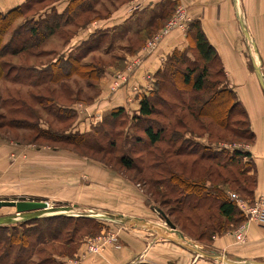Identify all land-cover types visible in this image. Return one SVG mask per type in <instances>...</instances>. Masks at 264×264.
Segmentation results:
<instances>
[{"label":"rangeland","instance_id":"rangeland-1","mask_svg":"<svg viewBox=\"0 0 264 264\" xmlns=\"http://www.w3.org/2000/svg\"><path fill=\"white\" fill-rule=\"evenodd\" d=\"M31 1L2 36L0 45L8 43L13 28L24 21V25L30 23L25 20L27 16L39 13L44 6L56 0ZM240 1L242 7L240 9L249 21L252 35L249 41L245 38L238 19L234 17L233 11L236 10L233 6L229 8L231 15L228 18L224 14L227 13V7L219 8V17L217 16L218 8L212 9L210 19L213 21L207 26L222 32L224 37L230 40V48L240 54L242 64L248 74L247 81H249V84L247 82V86L246 84L244 86L248 89L245 94L254 97V71L250 61V51L251 49L254 51V22H252L254 0ZM92 2L91 10L80 14L81 16L75 20V23L79 22L78 26L90 19L92 21L107 17V15L111 16L117 10L119 1L92 0ZM169 9V15L162 18L158 26L147 29L140 35L130 33V38L119 39L115 31L109 32L108 37H103L102 42L83 59L87 64L82 68V73L91 71L94 77H87L88 75L80 77L72 74L64 78L63 76L56 77L53 82L49 81L50 78H46V82H43L41 80V75L44 73L42 70L31 72L26 69L27 65H39L41 68L40 65L54 60L56 55L44 51V48L53 49L52 52L60 49L66 37L73 34L76 29L77 24L73 23L61 28V32L56 37L45 40L36 48L13 55L6 51L0 57L2 69V75H0V199L45 200L53 207L77 204L79 209L132 215L163 225L166 230L171 229L156 209L159 208L175 225L174 230L170 231L181 235L193 245L206 248L209 252H218L215 244H217L218 237L224 234H231L234 240L242 246L247 244L248 226L260 218L259 214L258 218L254 219V203L258 200L262 208L264 206L263 197L254 194L257 179L256 173L253 179L255 164L250 151L254 137L252 142H245L241 138L218 140L222 137H220L221 131L217 126L207 122L211 125L210 128H203L204 120L193 118L190 115L192 109L196 110L197 103L195 102L193 107L190 106L191 96L201 95L202 98L204 91L193 92L189 85L179 84V93L176 92L181 95L179 97L172 87L167 91L165 88L168 83L163 81V86L155 84L149 93V98L155 103L157 109H163V100L169 104H178L175 107V119L182 116L185 124L183 128L173 125L175 128H180L187 137L192 138L198 144V153L190 156L175 155L173 151H170L171 148L168 149L169 147L162 141L149 145L143 133L146 119L137 113L122 116L114 122L107 118H103V121L101 113L100 118L97 116L96 119L94 117L90 120L88 127L79 122L81 114L84 113L82 109L93 102V98L100 90L102 73L95 78L96 70H93L95 67H110L109 70L113 75L127 73L130 67L136 70L148 55L155 52L157 46L167 35L178 30L185 32L187 27H191L189 23L195 18L188 7L174 4L169 6ZM154 11L153 13L150 11L148 15L157 16L159 10L154 9ZM176 11L179 13L176 14ZM203 11L204 9L200 10L198 14H202ZM180 14L184 19L185 28L175 26L169 29L159 38L156 46L148 48V44L152 43L151 41L160 29L174 15ZM214 16H216L215 19ZM128 24L132 25L131 28L133 26L135 28L141 25V21L135 16L126 25ZM199 25L201 27L200 21ZM100 31L106 30L97 31L96 36L84 44H91L97 36L101 35ZM20 32L24 33V30ZM110 37L112 46L109 42ZM128 41L130 47L138 49L130 56H127L126 49L124 51V45ZM186 54L187 63H193V60L197 59L200 65L199 70L203 65L207 68L209 73L207 78L210 83L221 86V88L226 86L234 91L235 98L240 104L238 108L241 107V110H244L249 130L252 131L250 117L254 115V104L251 106L240 99L242 95L238 93L237 86L230 81L219 54L217 59L205 63L198 58L193 40H190ZM121 56H127L128 60L124 69L118 68L122 61ZM14 63L18 66H13ZM166 66L162 65V72L168 73L173 78H179V72H166ZM48 68L49 65L45 70ZM113 75L112 80L110 78L111 87L120 88L121 86L114 87ZM181 98L190 103L182 104ZM70 106L77 107L78 113L68 109ZM165 115L167 117L154 113L149 117L166 124L171 113L165 112ZM240 117L242 118L241 114ZM130 135L136 138L131 139ZM207 144H212L211 148L214 150L231 151L238 148L249 151L253 166L247 169L249 158L243 157L244 165L241 167L246 166L247 170H244L241 176L239 174L235 176L236 169L240 166L222 168L214 164L212 168L219 169L210 177L206 174L207 169L205 170L206 163L210 162L197 158L200 152L206 151ZM122 156L131 159V166L123 164ZM193 160L196 163L191 166ZM203 175H205L204 178L201 177ZM226 175L227 178L224 179ZM168 179L183 180L185 185H190L186 181L204 182L206 187L211 188L205 192L207 199L201 204H194L195 200H190V203L186 204V201L185 203L180 202L184 194L182 187L173 184L174 188H171ZM221 189L225 190L227 197L235 203L238 210L230 219L220 215L217 209ZM15 212L14 206L0 207V216ZM73 214L54 213L27 220L18 219L0 226H6L8 229L14 227L17 235L21 236L29 232L25 230L26 228L36 225L35 228H37L33 232H51L57 237L50 238L47 234H43L39 239L36 234L30 233L31 241H34L38 247L30 253L27 264H82L78 256L80 252L100 254L106 243L119 247L121 235L128 230L138 234L144 233L147 239L157 242H165L168 239L163 234L143 226L121 223L98 216H84L88 217V220H84L83 216ZM52 215L56 216L49 217ZM173 244L184 247L175 241ZM195 254L201 259L227 264ZM258 257L262 260L260 256ZM252 259L254 257L246 256L242 260Z\"/></svg>","mask_w":264,"mask_h":264},{"label":"crops","instance_id":"crops-1","mask_svg":"<svg viewBox=\"0 0 264 264\" xmlns=\"http://www.w3.org/2000/svg\"><path fill=\"white\" fill-rule=\"evenodd\" d=\"M27 0H0V12H6L7 10L24 4ZM70 0H56L50 2L44 6V9L39 13L34 14L28 18L32 20H38L43 18L45 14H48L52 10L60 13L68 5ZM115 1V0H113ZM117 10L111 15L99 19L92 20L86 23L84 26L75 29L73 34L66 37L60 49H56V52H52L53 49L44 48L46 52L55 54L58 57H67V55L81 47L83 43L89 41L90 38L94 37L96 32L99 30H106L104 37H108L109 32L119 31L125 29L121 36H117L119 39L130 38V33L140 35L147 29H152V17L148 15L150 11L155 12L154 9L160 10L166 2L171 1L176 5L182 4L188 7L193 16L194 20L200 21L201 28L205 33L209 42L216 49L217 53L222 59L227 74H229L230 81L237 86L238 93L242 95L240 98L243 102L249 105L254 104V115L250 117L251 127L254 133V141L250 147V151L254 158V167L256 173L257 184L254 191L255 195L262 196L264 199V94L258 83L257 77L254 73V97L248 96L247 87H244L247 81L246 68L242 64L240 54L230 48V40L224 37L223 33L215 31L213 28H208V23L213 21L212 9H217V16L219 17V8H226L227 13H224L226 18L231 15L229 8H235L233 11L234 17L239 14L246 23L247 29L249 26L248 19L244 13L237 11L236 4L240 5V0H118ZM251 1V0H249ZM204 9L202 14H198L200 10ZM148 10V11H147ZM152 15V14H151ZM135 16L141 21V25L138 27L131 24L126 25ZM196 16V17H195ZM224 16V15H223ZM143 18L142 20L140 18ZM254 53L255 59L260 66L264 78V0H254ZM216 16H214V19ZM239 22V20H238ZM66 26V25H65ZM64 26V27H65ZM189 26V25H188ZM133 29L132 31H130ZM189 27L184 31H174L167 35L157 46L154 53H151L144 59L142 64L135 70L130 72L127 82L124 83L120 88L113 89L110 85V78L112 80V72L109 70L110 67H104L102 73L99 92L93 98V102L86 105L83 110V114L80 116V124L83 126H89L90 120L94 117L95 119L100 118L102 115L108 112L114 107H123L125 112L129 115L136 113L139 107L140 96L151 90L156 80V73L161 69L165 63L167 57L173 51H187L190 46L191 35L188 33ZM61 30L51 34L47 37V41L51 38L56 37ZM248 33L251 39L250 28ZM110 45L112 46L111 37L109 39ZM130 41V40H129ZM129 41L124 45V51L130 54H135L138 49L130 47ZM109 45V46H110ZM97 45H88L85 56L92 52ZM54 51V50H53ZM13 55V53H10ZM251 55V54H250ZM84 56V59H85ZM127 56H121L122 61L118 68L124 69L128 60ZM54 59V60H55ZM251 61V58H250ZM18 64H13V66ZM49 63L40 65L41 68L34 65H27V70H42L44 71ZM22 66V65H20ZM50 68V67H49ZM48 68V69H49ZM127 69V68H126ZM128 70V69H127ZM114 77V75H113ZM136 87V90L133 87ZM247 86V84H246ZM251 90V86H249ZM242 93V94H241ZM78 113L77 107H69ZM88 114V115H85ZM84 116V117H83ZM83 118V119H82ZM77 205V204H76ZM125 215V214H124ZM132 216V215H131ZM135 231L128 230L123 233L122 238L119 240L120 246L116 247L113 244L106 243L100 254H87L83 251L79 253V258L82 264H139V263H150V264H218L217 261H210L209 259H201L196 257L197 255L191 249L186 247H179L174 245L172 240L166 239L165 242H157L155 240H149L146 238L144 233H134ZM137 236V237H136ZM248 240L246 245H241L234 240L231 234H224L218 237L217 244H215L216 251L223 253L228 259L234 261H264V206L260 212V218L251 222L248 226L247 237ZM176 243V242H175ZM84 253V254H83ZM194 253V255L192 254ZM254 257L252 260H242L244 257ZM258 256L262 258L259 260Z\"/></svg>","mask_w":264,"mask_h":264},{"label":"trees","instance_id":"trees-1","mask_svg":"<svg viewBox=\"0 0 264 264\" xmlns=\"http://www.w3.org/2000/svg\"><path fill=\"white\" fill-rule=\"evenodd\" d=\"M29 2L31 3L32 1L27 0L20 6L11 8L6 12H0V42L2 40V36L13 25L19 13L22 12L23 8L26 7ZM92 4V0H70L67 7L60 13L52 10L48 14H45L43 18L41 17L38 20H32L28 18L32 15L27 16V19L25 20L30 21V23L24 25V21L16 28H13L10 32L8 43L0 45V57L5 54L6 51H8L9 53L17 54L20 52L28 51L31 48H36L40 44H42L47 39V37L61 30V28H63L65 25L73 23L77 24V26L75 25L76 28L84 26L91 19L87 20L83 25L79 26V22L75 23V20H77L81 16L80 14H84L91 10ZM171 5H174V3L171 1L166 2L165 5L163 4L157 16L154 15L152 17V27L158 26L159 21L162 18L167 17V14L170 13L169 6ZM189 25L191 27L189 28L188 33L189 35H191L198 58L203 60L205 63H209L210 61L217 59L218 53L207 39L205 33L199 25V21L191 20ZM22 29L24 30V33L20 32ZM124 30L125 29L116 31V35L121 36ZM104 32H102L100 36H97L89 45L100 44L105 35ZM7 46L9 48H7ZM86 47H88V45H85L83 43L81 47L70 52L67 57H58L57 59L52 60L49 63L50 68L43 71L44 73L41 75V80L43 82H46V78H50L49 81L53 82L56 80V77L63 76L64 78L72 74L79 75L80 77L85 75H88L87 77H94L92 76L93 73H91V71H89L90 73H82L81 71L82 68H84L87 64V62L83 60L85 56L84 54L87 51ZM187 58L188 57L186 51H173L167 57L164 63V67L168 64L166 66V72H179V78H173L171 75H168V73H164V71L162 72V69H159L156 73V80L154 82V85H161L163 81H165L166 83H168V85L166 86L167 88L165 89L169 91L172 87L173 89H175V94L179 93V84L189 85L190 89L193 92L204 91L205 94H203L202 98L200 97L201 95L191 96L192 104L190 107H193V104L196 102L197 108L196 110L192 109L190 115L193 116V118L197 117L201 120H204V124H202L203 128H210L211 125L209 123L217 126V128H219V130L221 131L220 137H222L218 140H227L228 138H241L245 142H252L254 133L249 130V126L247 124L248 120L246 118L244 110H241V107L238 108L240 104L239 101L235 98L234 91L229 87L224 86L221 88V86L219 87L214 83H210L207 78L209 74L207 68L203 65L199 70L200 65L198 64L199 62L197 61V59H194L193 63H187ZM104 67H95V69H93L96 70L94 72L95 78L99 77V75L104 72ZM0 75H2L1 67ZM161 86H163V84ZM151 91L152 88L150 91L140 96L139 107L138 111L136 112L137 115L146 119V124L143 127V133L148 140V144L152 145L156 142L162 141L166 143L167 147H169L168 149L171 148L170 151H173L175 155L190 156L193 155V153H198L199 149L197 148L198 144L196 143V141L192 140V138L187 137L180 129L183 128L185 124L182 116L175 119V107L176 105L178 106V104H169L166 100H163V109H157L155 103L149 98V93ZM178 96L180 97L181 95L178 94ZM180 100L182 104L190 103V101L185 102L183 98H181ZM68 109L70 108L68 107ZM165 112L171 113V115L168 116L169 118L167 119L166 124L160 122L157 119L149 117L154 113L160 114L163 117H167L165 115ZM240 114L242 118L240 117ZM125 115L129 114L125 112L123 107H114L103 114L102 119L107 118L114 122L116 119ZM207 122L209 123L207 124ZM173 124L181 127L175 128ZM133 137L136 138L135 136L130 135L131 139H134ZM211 145L212 144H207L205 148L206 151H202L197 155V158L203 160L205 159L210 162L206 163L205 165V170L207 169L206 174L208 176L211 177L219 169L218 168L217 170H215L214 168H212L214 164L222 168H230L233 165L241 167V165H244L242 163L243 157L249 158V161H247L248 168L246 166L241 168L239 167L238 169H236L237 173H235V176H237L238 174L241 176L244 173V170L250 169L253 166L249 151H243L238 148H235L231 151L227 149L214 150L211 148ZM121 160L123 161V164L125 166H131V159H126V156H122ZM195 163L196 161H191V166ZM221 176H223L222 172ZM201 177L204 178L205 175ZM226 178L227 175L224 179ZM253 179H255V167ZM162 181L166 182L165 179H162ZM183 182L185 181H180V179H168V184H171V188H174L173 184H176L177 187H182L184 194L182 195L183 197L180 202L183 201V203H185L186 201V204H188L190 203V200H195L194 204L198 205L207 199L204 194L205 192H207V190H210L211 187H206L204 185V182L198 183L186 181L190 185H185ZM194 185L197 187H195ZM221 190L222 191H220L219 193L220 200L217 203V209L220 215H222L226 219H230L235 213L238 212V210L235 203L227 197L225 190ZM54 216L56 215H52L49 217ZM83 218L84 220H88V217L83 216ZM35 226L36 225L26 228L25 230H28L29 232L21 236L17 235V231L14 229V227H10V230L6 226H0V264H27L29 262L30 253L32 252V250H36V248L38 247L36 246V243L34 241H31L30 233L36 234V237L39 239L43 234H47V236H49L50 238H57L56 236H53L51 232H33L34 229L37 228H35ZM202 249L208 251L206 248ZM139 264L150 263L143 262Z\"/></svg>","mask_w":264,"mask_h":264},{"label":"water","instance_id":"water-1","mask_svg":"<svg viewBox=\"0 0 264 264\" xmlns=\"http://www.w3.org/2000/svg\"><path fill=\"white\" fill-rule=\"evenodd\" d=\"M237 17L239 20L240 28L245 38L249 41L250 36H249L247 28L245 27L244 22L241 19L239 14L237 15ZM251 65L257 77L258 83L264 93V78L260 70L259 64L257 63L256 59L252 55H251ZM2 206H14L16 209V212L7 214V215H1L0 225L11 223L18 219L27 220V219L34 218V217H39V216L44 215V213L47 211L56 212L55 214L61 213V212H68L71 215L74 213L75 215H78V216H91V217L98 216V217H102L105 219L119 221L121 223L139 225V226H143L145 228L154 230L156 232H159L160 234H163L168 239L175 241L188 249L193 250L198 255H203V256L218 260V261H222L227 264H264V261H234V260L228 259L225 254H222L220 252L205 251L202 248L196 245H193L192 243L186 242L184 239H180L179 237H175L174 235H169L168 233H165V231L174 230L173 228L175 227V225L168 219V217L164 214V212L160 210L159 208H156V209L159 211V213L164 218L167 226L171 229L166 230L163 225H160L158 223H151L142 218L131 216V215H124L122 213H111L107 211L98 212V211L91 210V209H86V210L79 209L76 204L61 205V206L58 205L56 207H53L52 205L49 206L47 201L45 200L20 198V199H0V207Z\"/></svg>","mask_w":264,"mask_h":264},{"label":"built area","instance_id":"built-area-1","mask_svg":"<svg viewBox=\"0 0 264 264\" xmlns=\"http://www.w3.org/2000/svg\"><path fill=\"white\" fill-rule=\"evenodd\" d=\"M179 12L176 11V14H178ZM183 21L184 19L182 18V14L180 15H174L166 24L163 28L160 29V31L158 32V34L155 36V38L151 41L152 43L148 44V48H152L154 46H156L157 41L159 40L160 37H162L164 34L167 33V31L171 28H174L175 26H179V28H185V26L183 25ZM132 67L128 68L127 73H117L114 75V87H118V86H122L124 85V83L127 82L128 78H130L129 74L132 71L131 69ZM134 90H136V87H133ZM258 201V200H257ZM255 202L254 203V219L258 218V215L260 214L262 205L260 202Z\"/></svg>","mask_w":264,"mask_h":264},{"label":"bare ground","instance_id":"bare-ground-1","mask_svg":"<svg viewBox=\"0 0 264 264\" xmlns=\"http://www.w3.org/2000/svg\"><path fill=\"white\" fill-rule=\"evenodd\" d=\"M236 8H237V11L238 12L241 11L240 5L236 4ZM240 14H242V12ZM241 19L243 20V22H245V20L242 17H241ZM244 25H246V23ZM254 54H255L254 51H252V49H251V55L255 58V55ZM54 213H56V212H53V211L52 212H49V211H47V212L44 213V215H51V214H54ZM165 233H168L169 235H174L175 237H179L180 239H184L186 242L190 243L184 237H182L181 235L177 234L176 232H173V231H165Z\"/></svg>","mask_w":264,"mask_h":264}]
</instances>
